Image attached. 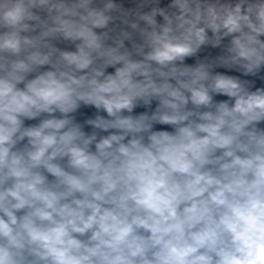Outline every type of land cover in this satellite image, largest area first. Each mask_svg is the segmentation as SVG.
Instances as JSON below:
<instances>
[{
	"label": "clouds",
	"instance_id": "1",
	"mask_svg": "<svg viewBox=\"0 0 264 264\" xmlns=\"http://www.w3.org/2000/svg\"><path fill=\"white\" fill-rule=\"evenodd\" d=\"M0 264H264V0H0Z\"/></svg>",
	"mask_w": 264,
	"mask_h": 264
},
{
	"label": "water",
	"instance_id": "2",
	"mask_svg": "<svg viewBox=\"0 0 264 264\" xmlns=\"http://www.w3.org/2000/svg\"><path fill=\"white\" fill-rule=\"evenodd\" d=\"M258 84H259V82H258Z\"/></svg>",
	"mask_w": 264,
	"mask_h": 264
}]
</instances>
